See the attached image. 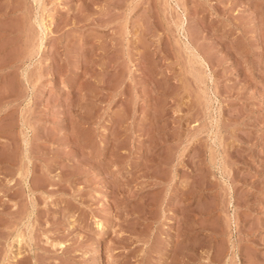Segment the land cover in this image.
<instances>
[{
  "label": "rangeland",
  "instance_id": "374dc122",
  "mask_svg": "<svg viewBox=\"0 0 264 264\" xmlns=\"http://www.w3.org/2000/svg\"><path fill=\"white\" fill-rule=\"evenodd\" d=\"M0 264H264V0H0Z\"/></svg>",
  "mask_w": 264,
  "mask_h": 264
}]
</instances>
